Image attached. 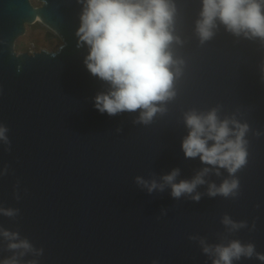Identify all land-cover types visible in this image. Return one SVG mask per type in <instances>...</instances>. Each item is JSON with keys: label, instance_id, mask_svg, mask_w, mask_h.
Returning <instances> with one entry per match:
<instances>
[{"label": "water", "instance_id": "water-1", "mask_svg": "<svg viewBox=\"0 0 264 264\" xmlns=\"http://www.w3.org/2000/svg\"><path fill=\"white\" fill-rule=\"evenodd\" d=\"M0 0V261L18 264H213L203 245L252 243L264 254V40L236 36L217 21L201 41L196 24L202 0H173L169 50L176 63L174 96L151 123L140 110L101 114L95 97L109 85L84 63L88 46L77 31L84 0ZM46 25L63 43L55 50L17 52L26 25ZM47 39L50 37L47 35ZM79 45V46H78ZM247 124L246 164L230 175L199 157L186 158L184 116L207 113ZM231 126V125H230ZM206 183L191 195L149 193L137 176L157 183L173 169L191 180L204 168ZM219 171V175H217ZM236 179L234 196L208 195ZM228 216L245 227L222 223ZM27 240L30 250L9 249ZM233 264H264L253 255Z\"/></svg>", "mask_w": 264, "mask_h": 264}, {"label": "clouds", "instance_id": "clouds-1", "mask_svg": "<svg viewBox=\"0 0 264 264\" xmlns=\"http://www.w3.org/2000/svg\"><path fill=\"white\" fill-rule=\"evenodd\" d=\"M175 11L173 0H84L76 34L80 44L87 45L89 49L84 61L87 70L109 85L106 93L95 97L94 107L101 114L114 116L140 110L136 122L149 124L157 112L163 111L158 103L174 96V73L171 69L176 61L169 46L176 39L171 30ZM217 21L236 36L242 34L249 39L258 37L264 40V0H202L200 19L196 24L202 42L214 35ZM184 122L188 133L181 148L186 158L199 157L202 163L226 169L230 175L246 164L248 153L244 137L248 131L247 124H240L235 119L221 120L217 109L207 113L190 111L185 114ZM5 131L0 126V139L6 141ZM209 171L206 167L191 180L178 183V168L164 175L161 178L163 183L140 176L135 180L149 193L157 189L163 191L167 185L171 188V196L180 198L193 194L198 185L205 184L204 177ZM238 187V180L226 179L219 187L209 185L208 195L234 196ZM191 198L199 201L200 193L191 195ZM0 212L8 216L15 214L11 209H0ZM222 223L233 230L246 226L244 222L236 223L228 216ZM0 234L12 241L18 238L17 233L6 230ZM201 244L205 254L215 257L213 264H233L234 260L252 258L253 255L264 261V254L256 252L252 243L245 245L233 240L227 245L211 246L201 240ZM8 247L30 250L32 246L27 240H20ZM0 264H18V261L13 257L0 261Z\"/></svg>", "mask_w": 264, "mask_h": 264}, {"label": "rangeland", "instance_id": "rangeland-1", "mask_svg": "<svg viewBox=\"0 0 264 264\" xmlns=\"http://www.w3.org/2000/svg\"><path fill=\"white\" fill-rule=\"evenodd\" d=\"M34 6L41 5L40 0H31ZM27 32L23 35H20L15 44V50L17 52H33V50H40L41 48L48 50L57 49L63 41L59 37H55L53 40L48 41L44 37V32L46 27L36 26L33 28L31 25H26Z\"/></svg>", "mask_w": 264, "mask_h": 264}, {"label": "flooded vegetation", "instance_id": "flooded-vegetation-1", "mask_svg": "<svg viewBox=\"0 0 264 264\" xmlns=\"http://www.w3.org/2000/svg\"><path fill=\"white\" fill-rule=\"evenodd\" d=\"M44 26L46 27V31L44 32V37H45L46 40L51 41V40H53L55 37H59L56 33L52 32V31H48L49 28H48L46 25H44ZM47 35L50 37V39H47ZM59 38H60V37H59ZM60 39H61V38H60ZM41 49H43V48H41ZM41 49H40V50H41ZM33 51H39V50H33Z\"/></svg>", "mask_w": 264, "mask_h": 264}]
</instances>
